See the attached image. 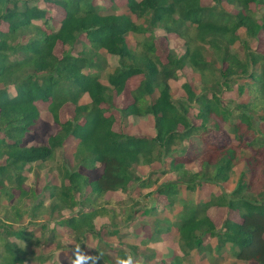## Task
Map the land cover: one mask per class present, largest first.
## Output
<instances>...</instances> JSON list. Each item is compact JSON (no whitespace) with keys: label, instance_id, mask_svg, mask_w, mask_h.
<instances>
[{"label":"trees","instance_id":"obj_1","mask_svg":"<svg viewBox=\"0 0 264 264\" xmlns=\"http://www.w3.org/2000/svg\"><path fill=\"white\" fill-rule=\"evenodd\" d=\"M125 1L126 13H106L95 0H0V203L6 201L0 206V210L4 208L0 218V264L49 261L48 250L42 253L27 249L30 243L40 244L29 226L45 214L48 220H56L50 229L52 241L57 227L70 228L76 240L86 233L98 239L100 243L87 264H116L118 257L125 258L129 253L135 257L137 246L131 247V252L118 249L115 259H110L108 245L102 243L94 224L107 212L105 194L127 192L131 183L143 190L155 186L152 192L164 197L170 208L180 207L175 220L163 219L161 223L166 226H159L158 221L152 224L153 233L143 240V248H150L149 243L160 242L163 234L174 231L181 255H175L172 264H192L194 255L205 252L213 257L228 254L244 263L264 264V137H257V123L264 122V53L253 51L247 43L264 31V17L258 20L249 6L264 8V0H225L237 8L236 13L220 8L221 0H212V6L202 5L201 0ZM48 3L64 11V17L50 32L36 23H46ZM2 24H6V30ZM157 29L183 39L184 52L170 49L163 63L153 43ZM128 35L141 37L136 47H130ZM240 37L243 57L231 50ZM57 43L64 49L60 57L54 54ZM208 50L213 60L206 59ZM186 66L199 75V90L184 82L183 96L174 99L169 81L177 79ZM138 75L143 78L132 91V103L119 112L122 123L131 116L149 118L154 132L149 137L124 130L123 124L122 130H113L114 118L107 116L102 107L109 104L112 108L114 95L121 94L127 80ZM233 88L240 96L247 93V100H224ZM84 96L89 102L80 103ZM38 101L48 102L52 122L59 129L45 145H28L25 137L41 114ZM66 103L74 105V115L61 122L59 110ZM191 109L196 110L199 124L188 118ZM218 121L227 125L236 144L205 148L197 156L200 169L185 168L195 154L187 159L179 149L183 142L193 138L203 141L212 129L219 128ZM247 136L250 141H246ZM70 140L77 141L71 154L76 163L71 167L63 161L58 166L60 183L45 184L43 189L48 195L25 190L23 185L32 165L54 161L56 153ZM248 147L254 153L241 157L240 151ZM242 161L238 180L227 192L197 201L181 195V185L187 192L207 183L224 187ZM157 162L159 171L147 176L136 174L135 167ZM98 166H102V172L94 179L79 169L93 171ZM171 172L175 179L159 183V176ZM13 190L18 191L17 197ZM46 196L50 200L47 206ZM34 198L37 201L31 208L23 209L22 204ZM211 206L238 211L240 221L226 219L217 229L207 215ZM155 208H146L142 216H152ZM65 210L74 213L63 215ZM112 211L125 224L132 219L131 210ZM25 216L28 222L23 225ZM50 224L42 222L39 230ZM114 226L108 234L121 238L120 226L115 222ZM206 237L212 238L211 244L205 243ZM56 245L58 249L65 247L62 243ZM156 255L157 251L144 253L146 261L141 264H153ZM97 256L99 259H95Z\"/></svg>","mask_w":264,"mask_h":264},{"label":"rangeland","instance_id":"obj_2","mask_svg":"<svg viewBox=\"0 0 264 264\" xmlns=\"http://www.w3.org/2000/svg\"><path fill=\"white\" fill-rule=\"evenodd\" d=\"M96 3H99L104 6V9L106 13H119L121 12L122 8L125 7L126 1L125 0H95ZM111 4L117 5L111 6ZM201 4L204 6H212L215 5L214 1L212 0H201ZM220 8L225 9L231 13H236L237 8L234 6L228 5L225 0H221L220 4H218ZM45 7L47 9L46 13V23L44 21H38V25L44 29L46 32H50L51 28L55 26L56 22L60 21L64 16V11L62 8L57 7L53 4H45ZM250 10L253 11L257 16L258 20L260 18L264 17V8L257 6L256 4H251ZM128 11V10H127ZM133 19H135L134 16H132ZM49 21H51V26L49 25ZM138 21L137 19L135 20ZM3 29H7L6 24H2ZM242 39H245L243 33L241 32ZM241 37L238 42H236L235 45L231 48L232 52H236L240 57L244 56V48L243 44L241 42ZM28 38V36L26 37ZM141 39L140 36L135 35H128L127 36V42L130 45V47L134 48L136 47V43ZM153 43L155 45V53L159 57V59L165 63L166 57L170 49H173L178 54H182L184 52V42L183 39H181L178 35L172 34V33H165L164 31H161L157 29L155 31V37L153 40ZM248 46L253 49V51L258 53H264V31L261 30L258 34V37L254 40H249ZM64 51L63 46L60 43H57L54 48V54L57 57H60L62 52ZM207 60H213V54L210 50L206 51L205 53ZM116 60V58H114ZM116 64V62H114ZM113 64V65H114ZM217 67H224V64L216 63ZM143 78L142 75L134 76L127 80L125 84V88L123 89L122 93L119 95H114L113 97V107L110 108L109 104H103L102 107L105 109V114L108 116H111L114 118L113 122V130L120 131L122 130V124L124 125V130L129 131L135 135L138 136H153L154 132L152 131L151 121L149 118H136V117H129L127 118L124 123H122V116L120 114V109L126 107L127 105L131 104L133 101L132 97V91L138 86L139 82ZM184 82H189V84L194 87L197 91L199 90V83L200 78L199 75L195 72H193L188 66H186L183 70L178 72V78L172 79L169 81L171 93L174 99L183 96L184 92L182 90V84ZM9 92L11 94L14 93V90L12 87L9 88ZM246 92V91H245ZM225 93V92H224ZM226 99L236 100L238 102L246 101L248 98L247 93H244L243 96H240L235 88H233L231 91L226 92ZM224 95V94H223ZM89 102L88 97L84 96L81 98L80 103H87ZM39 111H40V119L37 122V124L30 128V131L27 133L25 137V144L28 145H45L47 143V139L49 136L54 135L58 129L59 126L54 124L52 122V116L48 112L47 106L48 102H41L38 101L36 103ZM195 109H191L188 112V118L193 122L195 125L199 124V120L195 118ZM74 115V105L71 103L64 104L60 110H59V119L61 122H64L66 120H69ZM150 117V116H149ZM151 118V117H150ZM152 119V118H151ZM219 128L212 129L204 138L203 141H200L196 138L186 140L183 142L180 150L184 151L187 155V159L190 158V156L195 154V157L192 159V161L185 165L188 166L187 169L189 170H195L199 167V162L197 161V156L201 153V151L205 148L214 149L213 147H216L218 145L222 144H236L234 141V138L231 133H229V130L227 128V125L221 121H218ZM258 125V135L256 136L259 138L264 137V122L259 121L257 123ZM246 141H250V137H245ZM77 144L76 140H70L64 148H62L60 151L56 153V157L54 161L46 162L44 164H33L32 169L30 172L27 173V180L24 183L23 187L25 190L30 191V189L34 190L35 195H48L46 191H44L43 187L45 184H59L60 180L58 177V166L62 164L63 161H66L67 165L74 167L75 161L72 159V152L75 149V146ZM241 157L249 155L250 153H254V150L251 147H248L247 149L244 148V150L240 151ZM192 154V155H191ZM245 158V157H244ZM264 160V159H263ZM198 162V163H197ZM160 164L157 162L153 164L152 166H146V165H139L135 167V171L137 175L140 176H147L152 172H157L160 169ZM244 167V161L239 162L236 167H234V172L231 175L229 181L227 184H224V187L221 186H214V185H208L204 184L201 187H199L194 192H187L185 190V186L181 185V195L185 198H193L194 200H204L208 199L210 195H215L217 193L221 192H227L230 190L238 180V177L240 175L241 170ZM79 168V167H78ZM80 171L84 174H86L89 178L94 179L96 176H98L102 172V166H98L93 171H87L79 168ZM157 174L153 175L152 177L155 178ZM176 175L174 173H167L164 176H159L158 180L159 183L166 180L175 179ZM156 187L152 186L151 188L147 189H140L135 183H131L128 186L127 192H109L106 193L104 196V201H108V204H104L106 207V213L104 216L96 218L95 226L96 229L99 230V234L102 236L101 240L102 243L106 241V244L108 245V251H109V258L115 259L116 251L118 249H123L126 252H131V247L137 246L138 251L136 250V256L138 260L146 261L145 258H143L144 253L150 254L151 251H157V255L153 260V264H172V259L175 255H181V252L179 250L178 246V240H177V234L174 231H170L168 234H163L162 239L160 242L156 243H149L148 245L150 248H143L140 246V243L142 240L148 239L151 237L153 233V228L156 224V221L159 222V226H166L165 223H161L163 219L168 220H175L176 214L179 212V208L177 206H173L171 210H167L168 201L162 197L157 196V194L154 191ZM13 194L15 197L18 195L17 190H13ZM45 197L44 203L45 205H49L50 200ZM35 199V198H34ZM37 200H27L22 204L23 209L31 208V206L36 202ZM100 203V202H99ZM6 201H2L0 203V206H5ZM155 205V213L152 216L146 217L142 216V212L151 206ZM112 208L116 209L119 213L128 212L129 210L132 211V219L128 222V224H125V222L122 220V217L120 215H116L115 211H112ZM77 210V209H76ZM75 210V211H76ZM167 210V211H165ZM3 211L4 208H1L0 210V218L3 217ZM109 211V215H108ZM231 211L227 208L223 207H214L211 210V213L209 214L210 219L212 220L213 224L216 225L218 228L225 218L228 215H232L230 213ZM27 213V212H25ZM74 212L65 210L63 211V215H72ZM110 214H113V218L110 217ZM240 216V215H239ZM54 217H56L54 215ZM48 215L45 214L42 216V218L38 219L36 222L37 224H31L29 226V229H31L34 232L35 238H38L40 241V244H37L36 242L30 243L27 246V249L29 251H36V252H42L44 250H48L50 252L49 261L46 264H70V261L72 258H74V253L76 251V246L79 245L80 251L85 254L86 256L91 257L93 256V250L96 248V246L100 243L98 242L95 237L88 235V233L85 234L84 237L79 236V239H75V233L70 229L66 227H57L55 231V238L54 240H50L49 237L51 235L50 229L55 223L56 220L50 219L48 220ZM22 224L25 225L28 222L27 217L25 216L22 220ZM50 222V226H48L46 229L43 230L40 229V225L42 222ZM114 222L120 226V235L122 236L119 238L118 236H112L109 235L108 232L112 231L115 226ZM154 223V225H152ZM77 237V235H76ZM206 241L208 240L206 237ZM57 243H62L65 247L58 249ZM101 243V244H102ZM22 246L25 247L26 243H21ZM226 258H230V255L226 254ZM186 260V259H185ZM88 261V260H87ZM87 261L85 264H87ZM156 262V263H155ZM213 260H206L205 258H201L199 260L193 258L192 264L195 263H209L211 264ZM238 264H246L244 261L237 260ZM236 264L235 261L233 262V259H220L217 261V264ZM91 264V262H90ZM183 264H191L190 261H184ZM250 264H256L254 261H251Z\"/></svg>","mask_w":264,"mask_h":264},{"label":"crops","instance_id":"obj_3","mask_svg":"<svg viewBox=\"0 0 264 264\" xmlns=\"http://www.w3.org/2000/svg\"><path fill=\"white\" fill-rule=\"evenodd\" d=\"M123 12H125L126 13V8H122V10H121V12H119V13H123ZM133 15H131V17H132ZM64 17V16H63ZM133 18V17H132ZM40 119V118H39ZM39 121V120H38ZM198 163V162H197ZM188 166H186L185 168H187ZM200 169V164H199V167L197 168V169H195V170H191V171H196V170H199ZM101 174V173H100ZM99 174V175H100ZM98 175V176H99ZM98 176H96V177H98ZM95 177V178H96ZM208 184V183H207ZM208 185H213V184H208ZM215 186V185H214ZM197 190V189H196ZM222 193V192H221ZM221 193H217L216 195H220ZM154 206V205H153ZM168 206V205H167ZM175 207V206H174ZM177 207H178V205H177ZM214 207H223V206H211V207H209L208 208V210H207V215H208V217H209V214L211 213V210L214 208ZM173 207H167V210H171ZM223 208H227V207H223ZM228 209V208H227ZM167 210H165V211H167ZM179 210V209H178ZM230 210V209H229ZM231 212V214L232 215H228L226 218H225V220L226 219H232V220H234V221H240V216H239V212L238 211H236V210H230ZM210 218V217H209ZM211 220V219H210ZM224 220V221H225ZM212 221V220H211ZM223 221V222H224ZM223 224V223H222ZM222 224L217 228L216 227V225H215V227L217 228V229H220L221 227H222ZM208 240H211L212 241V238H210V237H208L207 238ZM205 243H208V244H211L212 242H210V241H205ZM143 240L141 241V243H140V246L141 247H143ZM196 256V257H195ZM195 259H197V260H199L200 259V257L201 258H205L206 260H213V262L211 263V264H217V261H219L220 259H233V262L235 261V263L236 264H238V262H236V259L234 258V257H232L231 255H230V258H226L225 257V254H224V256L223 257H217V255L215 256V257H213L210 253H207V252H205V253H202V255L200 256V255H194L193 256ZM209 257H212L213 259H210ZM250 262L251 261H249V262H247L246 264H250ZM195 264H209V263H195ZM218 264H221V263H218ZM240 264H242V263H240Z\"/></svg>","mask_w":264,"mask_h":264},{"label":"clouds","instance_id":"obj_4","mask_svg":"<svg viewBox=\"0 0 264 264\" xmlns=\"http://www.w3.org/2000/svg\"><path fill=\"white\" fill-rule=\"evenodd\" d=\"M90 259L80 251L79 245L76 246V251L74 253V258L71 259L70 264H85V262ZM95 259H99L97 256ZM116 264H141L140 260L135 258L132 254H127L125 258H117Z\"/></svg>","mask_w":264,"mask_h":264}]
</instances>
